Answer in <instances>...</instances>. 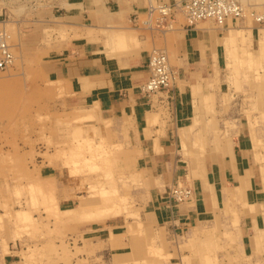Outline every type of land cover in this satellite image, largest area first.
<instances>
[{"label": "crops", "instance_id": "crops-1", "mask_svg": "<svg viewBox=\"0 0 264 264\" xmlns=\"http://www.w3.org/2000/svg\"><path fill=\"white\" fill-rule=\"evenodd\" d=\"M182 1L26 0L30 8L19 13L15 0H0V16L5 17L1 19L4 26L13 23L22 41L38 45L48 55L49 78L62 81L74 98L94 107L103 118L130 121L131 148L142 151L138 164L155 180L146 204L150 222L143 227L150 230L149 235L162 236L156 244L164 247L169 264H196L195 238L212 230L231 240L241 231L244 255L239 256L244 261L237 258L248 264L262 241L264 175L253 163L249 120L247 126L242 117L234 128L225 125L229 95L223 86L235 55L245 47L247 53L253 50L254 59L262 54L264 24L237 19L225 27L211 21L191 25L175 15L169 30L164 21L157 23L159 14L152 7ZM248 1L254 11L260 8V0ZM154 50H164L176 82L162 94L145 95L138 87L149 77L147 62ZM257 62L248 68L263 69V63ZM239 68L245 67L236 65ZM253 81L252 86L262 82L264 96L263 79ZM183 145L199 152L185 154ZM195 156L203 161H196ZM192 163L197 164L195 169ZM175 182L191 187L192 199L170 211L163 207L162 196ZM240 182H244L240 199L254 205L255 211L228 205L225 212L222 191H232ZM232 213L239 215V232L227 227L232 217L226 215ZM116 226L100 228L96 234L102 251L110 257L122 244L129 247ZM202 244L210 246L206 241ZM226 255L231 256L225 260H234L233 254L226 251ZM11 259L10 252L2 262L11 264Z\"/></svg>", "mask_w": 264, "mask_h": 264}, {"label": "rangeland", "instance_id": "rangeland-1", "mask_svg": "<svg viewBox=\"0 0 264 264\" xmlns=\"http://www.w3.org/2000/svg\"><path fill=\"white\" fill-rule=\"evenodd\" d=\"M15 1L18 3L19 13L26 11V7L30 8L26 6V0ZM243 2L248 6L245 5L246 11L241 19L253 21L249 14L250 10H253L249 7L251 2L248 0ZM263 3L264 0H260V8L256 9V12L264 9ZM174 15L186 21L181 12L176 11ZM0 17V20L5 18L4 15ZM170 24L172 27L171 22ZM14 27L13 23L9 22L5 25L13 60L6 70L0 71V264H4L2 260L5 254L10 252L11 260L18 264H108L110 255L102 251L103 243L96 238L97 231L108 225H117L116 230L122 232L121 237L127 238L129 243V247L122 244L116 249L111 255L112 259L114 255L132 253L137 261L135 264H169L164 247L156 244L162 241V236L149 235L150 230L147 232L143 227L144 222H150L149 208L146 204L155 180L138 164L142 151L131 148L130 121L103 118L99 111L96 113L94 107H89L74 98L73 93L67 90L62 81L49 78L46 73L48 55L40 52L38 45L34 47L28 40L22 41ZM244 49V51L241 49L239 56L235 55L236 58L230 60L235 65L232 66L233 69L228 70L229 77L223 86L224 92L229 95L228 98L224 96L227 102L224 112L225 116H228L226 120H229L228 122L225 120V125L234 128L237 119L242 117L243 123L247 126L246 122L249 120L253 163L257 164L255 168L261 170L264 175V96L261 95L263 88L260 86L262 82L252 86L253 82L256 83L253 80L259 81L264 77V68L258 70L248 68L256 61L259 65L263 63L264 66V53L259 54L258 59H254L256 55L252 54L253 50L247 53L246 47ZM236 65L245 68L235 69ZM162 93L163 91L156 95ZM89 112L90 116L85 118L76 117ZM80 128L84 130L82 135L93 143L91 153L87 148L80 153L87 157L86 160L92 153L102 155L101 151L112 155L125 152L124 155L132 156L134 165L130 168L125 167V160L118 157L117 160H113L116 164L112 166L117 165L121 168L119 177H122V181L115 180L117 174L114 171L110 177L103 176L100 168L87 172H81L80 169L69 171L66 163L68 160H64L66 154L78 152L70 146V142L62 143L63 135L66 131L69 135H76L73 131ZM183 146L182 152L185 154L193 156L199 152ZM89 161L98 162L96 158ZM109 170L111 171V168ZM23 175L30 179H24ZM32 181H40L43 192L47 190L44 198L39 197L34 205L30 204L28 196L32 190L27 189L29 184L34 183ZM96 183L117 188L118 195L127 197L126 206L131 212L119 213L115 217L106 216L98 221L80 216L77 219L58 222L54 218V212L49 209L53 212L50 215L43 205V200L51 193L58 201L60 209L74 207L81 200L79 196L82 199L87 198L89 186ZM124 186L126 188H123ZM35 194L39 192L35 191ZM18 203L29 212L33 220L13 223L18 226L15 229L11 220H14V209L20 206ZM227 205L234 208L245 206L250 211L249 204L243 203L239 198L233 202L229 201ZM226 208L228 209V206L224 208L225 212ZM226 216L232 217L227 227L232 232H239L241 227L239 215L232 213ZM212 231L209 235L200 234L195 238V244L200 241L210 242L209 248L203 247L207 252V260L203 261V264H230L226 263L227 259L225 260L226 251L234 255L231 264H244L239 261L243 260L239 255L242 254V257L244 255L241 231L238 238L232 240L226 234ZM254 251L255 257L250 259L248 264H264V239L257 244ZM134 252H139L140 256H136ZM246 254H251L250 250H247ZM237 255L240 257L239 260ZM197 257L200 259L199 255ZM6 264H10V261Z\"/></svg>", "mask_w": 264, "mask_h": 264}, {"label": "bare ground", "instance_id": "bare-ground-1", "mask_svg": "<svg viewBox=\"0 0 264 264\" xmlns=\"http://www.w3.org/2000/svg\"><path fill=\"white\" fill-rule=\"evenodd\" d=\"M264 4V3H263ZM264 7V5H263ZM152 9V8H151ZM149 12V11H148ZM147 12V13H148ZM150 13V12H149ZM173 20V19H172ZM243 20V19H242ZM254 22V21H253ZM262 22H264L263 20L260 21V23H256V24H261ZM255 23V22H254ZM162 24V23H161ZM233 24V23H231ZM189 25V24H188ZM192 25V24H191ZM225 27V26H224ZM15 28V27H14ZM166 29L171 28V24L167 25L165 27ZM218 28V27H217ZM250 33V32H249ZM8 43V40H7ZM9 44V43H8ZM10 47V44H9ZM11 50V47H10ZM156 50L152 51L155 52ZM164 51V50H163ZM163 51H158L160 53L165 54ZM260 53H264V41L261 42L260 41ZM166 55V54H165ZM167 57V55H166ZM256 58V57H255ZM234 59V58H233ZM168 60V59H167ZM262 62V61H261ZM257 65V63H256ZM8 68V67H7ZM6 68V69H7ZM5 69V70H6ZM173 69V68H172ZM240 69V68H239ZM174 71V70H173ZM176 74V73H175ZM258 75V74H257ZM263 79L264 82V77H261ZM148 79V78H147ZM161 92V91H160ZM164 92V91H163ZM160 102V101H159ZM133 103V102H132ZM84 115V116H83ZM81 116L77 115L76 117L78 119H82L85 118V116H90V112L83 114ZM252 121V120H251ZM189 124V123H188ZM252 126V125H251ZM185 127V126H184ZM191 128V127H190ZM188 128L187 131L190 129ZM76 135H69L68 131H66V133L63 135V139H62V143H69L70 142V146H72L74 149H77L78 153L75 152H70L69 154H66V158L64 160H68L66 163L68 164V168L69 171H80L81 172H87L89 170L92 169H98L100 168V170L103 172V176L105 177H110V174L116 173L117 177H115V180H119L122 181V177H119L120 175V166L118 167L117 165L112 166V164H116L113 160L116 159L117 157L120 160H125V167L126 168H130L132 167L133 164V160L132 156L130 155H124L125 152H117L114 155L109 154V152L106 151H101L102 155L100 153L97 154H90L88 156V160H86L87 157L82 156L83 150L85 148L89 149V153H91L90 151H93V143L91 142L92 140H90L88 137H84L82 134L84 133L83 129H76L75 131H73ZM184 132V131H183ZM67 134V136H65ZM82 135L81 138L76 139L77 136ZM61 142V141H59ZM100 147V146H99ZM91 149V150H90ZM71 150V148L69 149ZM86 150V149H85ZM196 157V156H195ZM96 158L98 160V162H90L89 159H93ZM194 161L195 159L192 158ZM202 159V158H201ZM199 160V162L203 161L200 160L198 157H196V161ZM195 161V162H196ZM88 162V163H87ZM91 163V164H90ZM99 164L101 167H99ZM193 165H191L190 167H192V169H195V165H197L196 163H192ZM77 165V167H76ZM203 165V163H202ZM189 167V168H190ZM195 167V168H194ZM111 168V171L109 170ZM199 169V168H198ZM95 170V171H96ZM124 170V169H123ZM122 170V171H123ZM201 170L203 171L202 167ZM194 171V170H191ZM196 171V170H195ZM194 171V173H195ZM198 171V170H197ZM119 172V173H118ZM155 172V171H154ZM190 172V171H189ZM199 172V171H198ZM204 172V171H203ZM122 173V172H121ZM205 173V172H204ZM123 174V173H122ZM132 175V174H131ZM156 175V174H155ZM204 175V174H203ZM24 179L27 178L25 177V175H23ZM29 176V174H28ZM134 176V175H133ZM30 177V176H29ZM27 179H30V178ZM131 177V176H130ZM112 178V177H111ZM117 178V179H116ZM129 178V177H128ZM32 179V178H31ZM125 179V178H123ZM34 183H31L28 185L27 189L28 190H32L30 192V194H28V196L30 197V204L34 205L37 201L39 197H43L44 198V194L47 192H43V188L41 187L42 185L40 184V181H32ZM176 183V182H175ZM124 185V183H121ZM46 186V185H45ZM90 192L87 196V198H83L81 196H79L81 198V200L78 202V204L74 207H68L66 209H60L58 206V201L55 200L53 194H49L47 196L46 199L43 200V205L45 207V209H48L47 211H49L50 215L51 213L54 212V218L56 221L61 222L64 220H72V219H77L80 216H85V218L91 219V221H98V220H102V218H106L113 216L115 217L117 214L119 213H130L129 209H127L128 207L127 205V197L125 195L121 196L117 194V188L115 189V187H112L110 185H100L98 183L94 184V185H90ZM122 188V186H121ZM123 188H126L125 186ZM191 188V187H190ZM243 190H244V182H240V185L234 186V189L232 191H226L223 190L222 191V196H223V200H224V206L227 207L228 202H233L235 199L239 198L243 195ZM35 191L39 192V194H35ZM45 191V190H44ZM51 192L52 189H51ZM29 193V192H28ZM220 193V192H219ZM17 194V192H16ZM217 195V194H216ZM78 200V199H77ZM219 200V199H218ZM263 202V201H262ZM248 203V202H247ZM20 206L18 207V209H14V220H11L12 226L16 229V225H13V223L15 224L16 222H29L33 220V217L30 216L29 212L26 211L23 206L21 205V203H18ZM4 206V204H3ZM94 207V208H92ZM217 207V206H216ZM224 207V208H225ZM219 208V207H218ZM249 210L250 211H255L254 205H249ZM52 210L53 212H50V210ZM227 209V208H226ZM219 213V212H218ZM221 214V213H220ZM263 215H264V208H263ZM149 216V215H148ZM223 217V216H221ZM229 217V216H228ZM229 219V218H228ZM61 220V221H60ZM230 220V219H229ZM229 222V221H228ZM221 225V224H220ZM194 231V230H193ZM221 232V231H220ZM192 234V233H191ZM194 234V233H193ZM223 234V233H222ZM236 236H238V233L236 234ZM190 237V236H189ZM138 238V237H137ZM139 239V238H138ZM137 239V240H138ZM264 239V229H260V240ZM136 240V238L134 239ZM131 242V241H130ZM133 243V241H132ZM140 243V242H139ZM203 241L196 243V245L193 246L194 252L196 254H198L200 256V259H198L199 261L197 262V264H203V261H206V257H207V252L204 250V246H206L207 248H209V245H203L202 244ZM206 243H210V242H206ZM152 244V243H151ZM150 244V245H151ZM220 244V243H219ZM137 245V244H136ZM142 245V244H141ZM148 245V244H147ZM146 245V246H147ZM216 245V244H215ZM135 246V245H134ZM140 246V245H139ZM132 248V247H131ZM129 248V249H131ZM139 249V248H138ZM131 251V250H130ZM142 251V250H141ZM140 251V252H141ZM208 251V250H207ZM132 252V251H131ZM156 252V251H155ZM136 256H138L139 252L136 253ZM144 250H143V254H144ZM140 256V255H139ZM146 256V255H145ZM153 256V255H152ZM231 256V255H229ZM228 255H226L225 252V258H229ZM158 257V256H157ZM22 258V257H21ZM111 258V257H110ZM141 258V257H140ZM139 258V259H140ZM209 259V258H208ZM224 259V258H223ZM147 260V259H146ZM188 260V259H187ZM194 260V259H193ZM144 261V260H143ZM143 261H139V262H143ZM197 260H195L196 262ZM16 262V261H15ZM137 261L134 258V256L132 255V253L130 255H114L113 256V260L112 263L113 264H135ZM193 262V261H192ZM191 262V263H192ZM232 263L231 260L227 261L226 263ZM205 263V262H204ZM12 264H18V263H12ZM143 264V263H141ZM147 264V263H146ZM188 264V263H187ZM217 264V263H216Z\"/></svg>", "mask_w": 264, "mask_h": 264}, {"label": "built area", "instance_id": "built-area-1", "mask_svg": "<svg viewBox=\"0 0 264 264\" xmlns=\"http://www.w3.org/2000/svg\"><path fill=\"white\" fill-rule=\"evenodd\" d=\"M159 14L158 24L163 21L164 26L172 23L176 11L184 14L186 21L193 24L197 21H211L222 27L226 23L241 19L244 16L245 5L241 0H184L178 5L159 4L152 7ZM250 17L255 23L264 21V9L260 12L250 10ZM8 34L0 20V71L10 66L13 56L7 43ZM149 77L144 84L138 87L145 95L168 91L175 81V74L168 64L165 54L152 52L147 62ZM192 199V190L189 186L176 183L167 188L162 196L163 207L172 211L178 204Z\"/></svg>", "mask_w": 264, "mask_h": 264}]
</instances>
